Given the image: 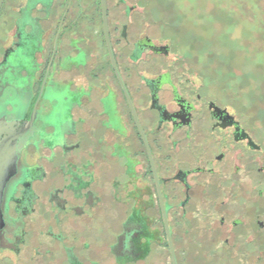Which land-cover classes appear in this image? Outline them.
I'll return each instance as SVG.
<instances>
[{
  "label": "flooded vegetation",
  "instance_id": "flooded-vegetation-1",
  "mask_svg": "<svg viewBox=\"0 0 264 264\" xmlns=\"http://www.w3.org/2000/svg\"><path fill=\"white\" fill-rule=\"evenodd\" d=\"M104 6L0 0V264H263V145L145 0Z\"/></svg>",
  "mask_w": 264,
  "mask_h": 264
},
{
  "label": "rangeland",
  "instance_id": "rangeland-1",
  "mask_svg": "<svg viewBox=\"0 0 264 264\" xmlns=\"http://www.w3.org/2000/svg\"><path fill=\"white\" fill-rule=\"evenodd\" d=\"M154 36L195 66L217 99L244 119L264 158V0H145ZM264 264V263H263Z\"/></svg>",
  "mask_w": 264,
  "mask_h": 264
},
{
  "label": "water",
  "instance_id": "water-1",
  "mask_svg": "<svg viewBox=\"0 0 264 264\" xmlns=\"http://www.w3.org/2000/svg\"><path fill=\"white\" fill-rule=\"evenodd\" d=\"M101 3L103 16L105 17L104 0H101ZM19 138L20 135L15 132L13 124H0V231L3 228L1 214L3 193L6 185L16 173L17 142Z\"/></svg>",
  "mask_w": 264,
  "mask_h": 264
}]
</instances>
